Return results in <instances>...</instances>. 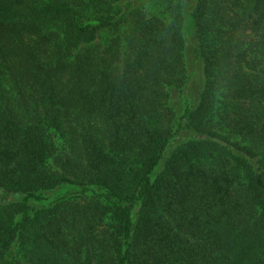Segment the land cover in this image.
Segmentation results:
<instances>
[{
    "label": "trees",
    "instance_id": "trees-1",
    "mask_svg": "<svg viewBox=\"0 0 264 264\" xmlns=\"http://www.w3.org/2000/svg\"><path fill=\"white\" fill-rule=\"evenodd\" d=\"M159 4L0 0V264H264V0Z\"/></svg>",
    "mask_w": 264,
    "mask_h": 264
},
{
    "label": "rangeland",
    "instance_id": "rangeland-1",
    "mask_svg": "<svg viewBox=\"0 0 264 264\" xmlns=\"http://www.w3.org/2000/svg\"><path fill=\"white\" fill-rule=\"evenodd\" d=\"M147 9L153 10L154 12L161 9V5L159 4V0H142ZM191 28V26H189Z\"/></svg>",
    "mask_w": 264,
    "mask_h": 264
}]
</instances>
